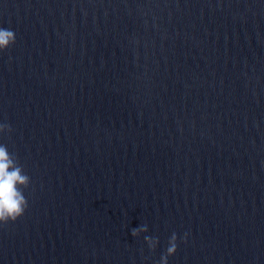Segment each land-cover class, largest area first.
<instances>
[{"label":"water","instance_id":"1","mask_svg":"<svg viewBox=\"0 0 264 264\" xmlns=\"http://www.w3.org/2000/svg\"><path fill=\"white\" fill-rule=\"evenodd\" d=\"M0 26L29 177L0 264H159L173 232L167 264H264V0H0Z\"/></svg>","mask_w":264,"mask_h":264},{"label":"clouds","instance_id":"2","mask_svg":"<svg viewBox=\"0 0 264 264\" xmlns=\"http://www.w3.org/2000/svg\"><path fill=\"white\" fill-rule=\"evenodd\" d=\"M14 41V31L10 28L0 26V51L6 49ZM8 127L7 124L0 123V131ZM28 181V175L23 172L22 168L13 159L7 146L0 143V223L15 220L23 214L27 206V200L19 186L26 185ZM143 230L146 229L134 228L131 233L133 236H136L139 231ZM150 239L147 236L145 237L146 241ZM176 240V233L173 232L169 237L166 254L161 256L159 264H167V256L173 254L176 250Z\"/></svg>","mask_w":264,"mask_h":264}]
</instances>
